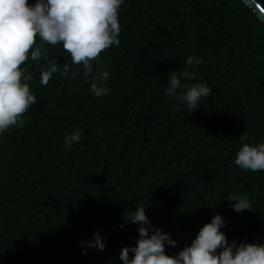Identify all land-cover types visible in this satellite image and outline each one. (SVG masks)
Returning <instances> with one entry per match:
<instances>
[{
	"label": "trees",
	"instance_id": "obj_1",
	"mask_svg": "<svg viewBox=\"0 0 264 264\" xmlns=\"http://www.w3.org/2000/svg\"><path fill=\"white\" fill-rule=\"evenodd\" d=\"M118 18L120 45L87 79L82 64L60 74L71 63L62 44L45 42L60 69L47 86L44 61L20 66L38 102L0 134V264H123L136 205L177 241L170 256L216 214L229 242L264 243V171L234 162L243 143L264 142V23L240 0H125ZM189 55L203 63L193 69ZM105 70L110 91L95 97ZM173 71L211 87L197 110L167 95ZM73 129L83 137L69 148ZM236 195L252 209L237 213ZM94 232L103 250L84 243Z\"/></svg>",
	"mask_w": 264,
	"mask_h": 264
},
{
	"label": "clouds",
	"instance_id": "obj_2",
	"mask_svg": "<svg viewBox=\"0 0 264 264\" xmlns=\"http://www.w3.org/2000/svg\"><path fill=\"white\" fill-rule=\"evenodd\" d=\"M124 3L125 0H35L31 4L29 0H0V134L11 126L22 127L25 123L22 114L38 102L27 83L33 76L31 73L25 75L27 68L20 66L28 59L44 61L40 84L47 86L53 74L60 69L58 60L49 58L45 42L62 44L71 57V63H64L60 74L67 76L71 64H82L85 69L83 75L87 79L93 71L92 61L98 62L103 50L121 43L118 15ZM37 36L40 43L36 42ZM202 63L192 55L186 59V64L193 69ZM77 74L72 73L73 76ZM192 75H196L195 71ZM100 79L101 83L93 82L90 86L95 97L107 95L110 91L104 86L109 79L107 70ZM211 91L207 82L191 86L182 83L176 71L168 76L167 95L186 105L190 112L197 110ZM82 137V130L73 129L64 138L65 146L70 148ZM247 139V136H242V140ZM234 162L245 171H264V142L243 143ZM229 201H235L232 207L237 213L252 209L251 200L245 195L233 196ZM148 207L136 205L132 215L124 218V223L139 226V236L135 246L122 248L119 259L123 264H264V243L241 242L237 245L236 241L229 242L221 231L226 220L220 214L214 215L211 222L200 228L190 245L176 255H167V246L175 247L177 241L170 233L152 224L146 215ZM120 226L123 227V223ZM84 243L99 250L106 247L99 232H94L93 239ZM130 253L134 255L130 256Z\"/></svg>",
	"mask_w": 264,
	"mask_h": 264
},
{
	"label": "water",
	"instance_id": "obj_3",
	"mask_svg": "<svg viewBox=\"0 0 264 264\" xmlns=\"http://www.w3.org/2000/svg\"><path fill=\"white\" fill-rule=\"evenodd\" d=\"M264 23V0H240Z\"/></svg>",
	"mask_w": 264,
	"mask_h": 264
}]
</instances>
